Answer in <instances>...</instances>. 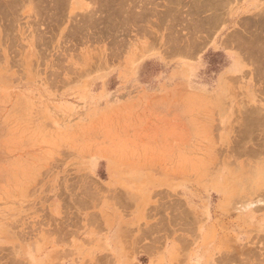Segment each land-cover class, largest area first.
<instances>
[{
  "label": "rangeland",
  "instance_id": "rangeland-1",
  "mask_svg": "<svg viewBox=\"0 0 264 264\" xmlns=\"http://www.w3.org/2000/svg\"><path fill=\"white\" fill-rule=\"evenodd\" d=\"M256 8L0 0V264H264Z\"/></svg>",
  "mask_w": 264,
  "mask_h": 264
},
{
  "label": "crops",
  "instance_id": "crops-1",
  "mask_svg": "<svg viewBox=\"0 0 264 264\" xmlns=\"http://www.w3.org/2000/svg\"><path fill=\"white\" fill-rule=\"evenodd\" d=\"M256 5H257V8H256V14L257 15H261L262 18H263V21H264V0H256ZM245 14H249L250 12H244ZM104 218H108V217H105ZM105 251H103L104 253ZM106 254V253H105Z\"/></svg>",
  "mask_w": 264,
  "mask_h": 264
},
{
  "label": "bare ground",
  "instance_id": "bare-ground-1",
  "mask_svg": "<svg viewBox=\"0 0 264 264\" xmlns=\"http://www.w3.org/2000/svg\"><path fill=\"white\" fill-rule=\"evenodd\" d=\"M12 1H14V0H12ZM20 1V0H19ZM25 1V0H24ZM55 1V0H54ZM98 1V0H97ZM115 1V0H114ZM216 1V0H215ZM43 2V1H42ZM214 2V1H213ZM218 2V1H217ZM60 3V2H59ZM119 3V2H118ZM196 3V2H195ZM9 4V3H8ZM55 4H57L56 2H55ZM62 4V3H61ZM66 4H67V2H66ZM65 4V5H66ZM11 5V4H10ZM100 5V4H99ZM32 6H34V5H32ZM47 6V5H46ZM53 6V5H52ZM59 6V5H58ZM60 7H62V6H60ZM48 8V7H47ZM56 8H57V5H56ZM62 9V8H61ZM112 9V8H111ZM121 10V9H120ZM44 11V10H43ZM44 14V13H43ZM89 14V13H88ZM43 18V17H42ZM125 18V17H124ZM44 21V20H43ZM258 39V38H257ZM258 42H259V40H258ZM261 47V46H260ZM232 65H234V63H232ZM255 110V109H254ZM257 110V109H256ZM251 113V112H250ZM262 113V112H261ZM252 115V114H251ZM248 119V118H247ZM249 119H251V118H249ZM253 119V118H252ZM252 121V120H251ZM250 125V124H249ZM249 130V129H248ZM244 132V131H243ZM246 133V132H245ZM252 133V132H251ZM249 134V133H248ZM251 135V134H250ZM260 173V172H259Z\"/></svg>",
  "mask_w": 264,
  "mask_h": 264
}]
</instances>
